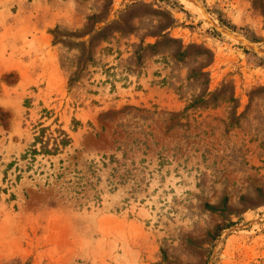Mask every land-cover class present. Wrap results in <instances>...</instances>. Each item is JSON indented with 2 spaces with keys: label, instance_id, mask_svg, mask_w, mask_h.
Wrapping results in <instances>:
<instances>
[{
  "label": "rangeland",
  "instance_id": "1",
  "mask_svg": "<svg viewBox=\"0 0 264 264\" xmlns=\"http://www.w3.org/2000/svg\"><path fill=\"white\" fill-rule=\"evenodd\" d=\"M0 264H264V0H0Z\"/></svg>",
  "mask_w": 264,
  "mask_h": 264
},
{
  "label": "trees",
  "instance_id": "2",
  "mask_svg": "<svg viewBox=\"0 0 264 264\" xmlns=\"http://www.w3.org/2000/svg\"><path fill=\"white\" fill-rule=\"evenodd\" d=\"M40 129L42 131L43 128H40ZM59 135H62V136H60L59 139H55L53 147L49 148L46 145L47 142L45 141L42 143L41 149L45 153H54V152L58 151V148L60 145H66L69 142V137L63 130H59Z\"/></svg>",
  "mask_w": 264,
  "mask_h": 264
}]
</instances>
